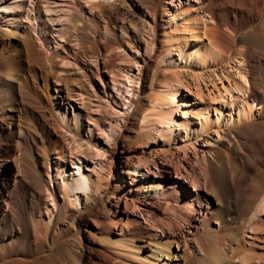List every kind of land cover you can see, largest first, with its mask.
Masks as SVG:
<instances>
[{"label": "bare ground", "instance_id": "1", "mask_svg": "<svg viewBox=\"0 0 264 264\" xmlns=\"http://www.w3.org/2000/svg\"><path fill=\"white\" fill-rule=\"evenodd\" d=\"M73 1L75 61L96 62L83 79L58 80L59 53L48 54L28 32L0 28V264H264V0H195L181 7L174 4L179 0ZM119 61L142 65V85L131 101L133 119L124 122L107 151V176L75 177L71 190L119 194L123 210L116 203L114 210L97 211L99 195L84 220L74 216L75 202L67 199L60 213L33 221L41 217L46 198L54 202L46 189L50 156L63 160L68 149L51 81L65 86L67 98L74 84L89 95L100 69L119 75ZM124 83V93H131V80ZM234 92V99H227ZM90 117L88 106L74 115L73 133L80 142V121ZM97 130L101 134L98 125ZM156 135L164 143L159 152L166 155L213 143L201 169L203 193L192 199L181 186L178 190L184 210L178 221L189 225L196 205L204 212L196 236L212 220L220 223L198 251L180 252L169 241L144 239L128 216L136 200L166 193L167 176L139 186L130 174L156 151L138 152ZM84 141L92 143L90 137ZM144 212L161 218L158 208ZM45 243H64L69 251L46 250Z\"/></svg>", "mask_w": 264, "mask_h": 264}, {"label": "rangeland", "instance_id": "2", "mask_svg": "<svg viewBox=\"0 0 264 264\" xmlns=\"http://www.w3.org/2000/svg\"><path fill=\"white\" fill-rule=\"evenodd\" d=\"M73 2V0H0L1 29L8 27L9 29H18L20 33L28 32L37 39L39 46L48 54L54 52L60 54L58 60L56 59V62L59 63L58 80H63L67 76H80L82 78L83 72L91 73L90 71L95 70L96 62L83 61L78 64L75 61L74 54L78 47L75 38L77 31L71 21L74 9ZM190 3L197 4L195 0H179L174 4L181 7ZM174 4L170 7L173 8ZM72 29L74 30L72 31ZM69 41L70 43H68ZM117 52L120 53V50ZM131 54L138 55L134 51H130L129 55ZM97 62L101 63L102 60ZM118 64L122 70L116 77H113L111 72L100 69V79L94 78L96 86L88 87L89 95L84 94L80 90V86L74 84L73 96L67 98L65 86L61 82L51 81L52 100L56 105L57 115L64 118L63 127L65 128L62 129V132L66 135L68 149L63 160L56 153L50 156V174L46 177V189L47 193L52 191L54 202L46 198V207L41 211V217L33 218V221H46L49 219V213H60L59 206H64L67 199L75 202L74 205H71L74 216L84 220L86 219V210L93 205L92 198L99 197L100 191L95 193L92 187L77 191L74 194L71 185L75 177L84 180L88 175L95 178L97 174H106L103 165L108 159L107 151L113 146L115 137L124 131V122L133 119L134 105L131 104V101L137 100L142 85L138 79V69L142 65L129 64L123 61H119ZM126 77L131 80L127 88H130L132 94L123 91L127 85L124 83ZM237 94L234 92L232 97L227 95V99L233 100ZM86 106L89 107L92 117L83 119L80 123L84 140L87 137L92 139L90 144L84 140L78 141L79 138L75 137L73 133L74 115ZM97 125L101 134L97 130ZM212 146V142L203 141L195 145V151L185 149L184 152L182 149L176 148L172 150L171 155H166L159 152L164 148V143L156 135L155 139L146 141L143 146L138 148V152H141L142 149H155L156 151L146 156V161H143L135 171L130 173L133 177L132 181L136 185H146L151 177L156 175L168 177L164 197L136 200V208L128 211V216L136 221L132 225L142 229L140 230L142 238L169 241L173 243L174 249L180 252L187 249L198 251L199 247L203 246L202 248H204L218 233L220 223L212 220L208 230L202 231L199 236L195 235L196 229L200 228V222L204 215V212H198L199 207L197 205L194 207V218L189 225L178 221L180 214L184 212L181 208L182 197L178 192L179 186L184 188L185 196L192 199L197 194L203 193L201 169L204 165V158H211L212 156L208 152ZM92 152H96L97 155H91ZM58 166L63 169L62 176L57 174ZM65 193H69V198L66 197ZM84 197L87 199L84 200ZM100 197L102 198L101 203L94 207L97 211L106 212L109 208L114 210L113 207L116 203L119 205L120 211L123 210V199L119 194L107 195L103 193ZM147 208H158L161 212V220L150 219V216L144 212ZM83 237L84 233L81 231V238ZM101 244L104 243L101 242ZM46 245L44 248L46 250L54 249L60 253L69 251L68 245L64 243H59L53 247L49 243Z\"/></svg>", "mask_w": 264, "mask_h": 264}]
</instances>
